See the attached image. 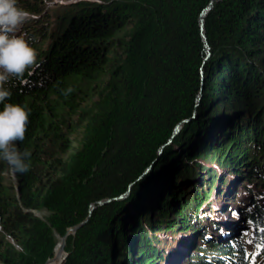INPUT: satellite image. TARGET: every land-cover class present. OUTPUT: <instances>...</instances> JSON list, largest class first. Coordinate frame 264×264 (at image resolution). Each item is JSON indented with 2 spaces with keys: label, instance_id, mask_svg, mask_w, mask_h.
<instances>
[{
  "label": "trees",
  "instance_id": "obj_1",
  "mask_svg": "<svg viewBox=\"0 0 264 264\" xmlns=\"http://www.w3.org/2000/svg\"><path fill=\"white\" fill-rule=\"evenodd\" d=\"M213 1L83 3L39 50L40 0H18L31 19L15 35L37 59L5 84L6 102L30 112L16 146L31 159L23 174L0 164V264H45L86 220L68 236L63 264H264V0H218L202 30ZM128 24L133 31L113 39ZM203 33L212 57L197 119L129 200L90 215L94 203L124 189L144 148L188 114ZM115 47L121 58L100 101L82 113L90 122L84 144L65 161L78 106ZM212 160L234 175L226 187ZM238 175L241 192L232 191ZM177 235L188 238L177 244L182 253L171 242Z\"/></svg>",
  "mask_w": 264,
  "mask_h": 264
},
{
  "label": "clouds",
  "instance_id": "obj_2",
  "mask_svg": "<svg viewBox=\"0 0 264 264\" xmlns=\"http://www.w3.org/2000/svg\"><path fill=\"white\" fill-rule=\"evenodd\" d=\"M31 14L18 6V0H0V159L7 162L13 172L26 173L30 168L31 152L21 151L17 142L25 139L30 112L19 104L7 103L11 90L5 87L11 78L20 79L37 59V52L28 40L15 33L28 22ZM35 42L36 37L31 38ZM69 92L71 89L68 90Z\"/></svg>",
  "mask_w": 264,
  "mask_h": 264
},
{
  "label": "rangeland",
  "instance_id": "obj_3",
  "mask_svg": "<svg viewBox=\"0 0 264 264\" xmlns=\"http://www.w3.org/2000/svg\"><path fill=\"white\" fill-rule=\"evenodd\" d=\"M113 0H40L41 5V12L42 16L40 19H43L44 21V28L42 29V32H44V38L42 41L38 43L39 50H47L51 44L52 41H50V37L53 35V32L59 27L60 23L64 21L65 17H68L69 14L76 12L74 8H76L80 4H86L88 3H107L111 2ZM41 16V15H40ZM22 25L18 27L17 31L13 33L15 35L19 30L21 29ZM134 26L132 24H128L125 27H123L122 30L117 32V34L113 37V39L121 38L122 36H126L127 34L131 33L133 31ZM108 64L106 65L103 73L98 76V78L92 83L90 89L88 90L86 96L82 99L80 105L78 106V113L75 115L74 122L71 128V131H69V137L71 141L70 149L68 153L63 157L65 161L70 160V158L75 155L78 151L81 150L85 138L87 136V129L88 125L90 124L89 120H85L84 116L82 115L83 112L90 110L95 106L97 102L100 101V94L105 88V85L108 84L110 80V65L114 64L116 59L121 58L120 50L119 48L115 47L112 52L109 55ZM82 117V118H81ZM229 160L224 159L221 163H227ZM7 162L0 159V164L5 165ZM221 163H218L217 160H212L211 162H208V166L213 167L214 169L217 167V170L223 174L224 179H226V182L224 180V185L226 187V184L228 183V180H230L229 177H233L231 173H229L228 168H225L222 166ZM207 166V167H208ZM234 168V167H233ZM244 169V167H242ZM236 169V168H234ZM238 169V168H237ZM243 171V170H242ZM240 177L243 176L238 175L234 179V185L232 186V191H238L241 192L240 185L243 184ZM11 180L15 182V175H12ZM222 200L219 201V205H221ZM208 209V207H205ZM218 210V209H217ZM217 214L219 215L218 211ZM167 234L168 233H161L160 238L161 240L164 239L167 242ZM170 237H168L169 239ZM172 237L169 239L171 240ZM188 238L183 235H177L171 240V242L174 241V245L177 246L179 243L182 242L187 243ZM170 241L168 243H171ZM183 246V244H181ZM179 245V246H181ZM178 253H182V249L180 247H176ZM179 258V257H177ZM175 259L172 261H175Z\"/></svg>",
  "mask_w": 264,
  "mask_h": 264
},
{
  "label": "water",
  "instance_id": "obj_4",
  "mask_svg": "<svg viewBox=\"0 0 264 264\" xmlns=\"http://www.w3.org/2000/svg\"><path fill=\"white\" fill-rule=\"evenodd\" d=\"M218 0H214L211 5L201 14L200 23H201V29H204V20L207 16V14L210 12V10L213 7V3ZM204 43H205V54L202 58V65L199 69V80H198V86L195 90L194 97L191 102V108L188 112V114L181 118L180 120L176 121L169 132V134L164 138V140L158 142L156 146L153 148H144V151L140 154L138 159H142L141 165L138 168L133 169V175L132 178L126 183V186L124 189L109 198H105L103 200H99L98 202L94 203L91 206L90 215L92 212L99 206H105L109 204H115L116 206H119L120 204L126 202L129 200L132 195L144 184L146 179L152 174V172L155 169V166L160 161V159L165 155L167 151H169L171 148L174 147L176 141L179 139V137L184 133V131L187 129V127L197 119L200 108L202 106V102L204 100V89H205V82H206V62L212 57L211 48L208 45L206 41V37L204 33L202 34ZM88 220L85 222L69 229L66 236L62 238L61 244H60V253L55 254V256L51 259H49L45 264H63L67 258V254L65 253V246L67 242V238L70 234H75L79 228H81L83 225L86 224ZM60 261V262H59Z\"/></svg>",
  "mask_w": 264,
  "mask_h": 264
},
{
  "label": "bare ground",
  "instance_id": "obj_5",
  "mask_svg": "<svg viewBox=\"0 0 264 264\" xmlns=\"http://www.w3.org/2000/svg\"><path fill=\"white\" fill-rule=\"evenodd\" d=\"M60 244H61V241H60V243H59V245H58V247H57L56 254H59V253H60ZM59 262H60V261H59Z\"/></svg>",
  "mask_w": 264,
  "mask_h": 264
}]
</instances>
